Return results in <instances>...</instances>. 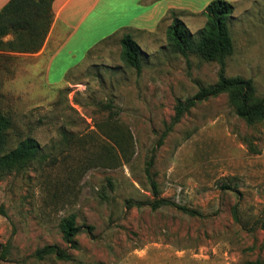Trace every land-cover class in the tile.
<instances>
[{"label": "rangeland", "instance_id": "374dc122", "mask_svg": "<svg viewBox=\"0 0 264 264\" xmlns=\"http://www.w3.org/2000/svg\"><path fill=\"white\" fill-rule=\"evenodd\" d=\"M225 1L235 47L226 76L252 79L262 97L264 0ZM179 18L194 37L206 24L203 15ZM152 24L125 31L143 50L140 73L122 59L121 37L64 51L51 85L39 70L3 71L19 74L0 84V110L13 118L9 148L32 137L40 151L0 176V264H264V121L246 123L221 94L174 124L178 103L216 84L221 66L173 53L172 21ZM151 158L159 197L194 215L152 209ZM71 215L81 227L76 250L61 229ZM47 245L71 260L37 259Z\"/></svg>", "mask_w": 264, "mask_h": 264}, {"label": "trees", "instance_id": "16d2710c", "mask_svg": "<svg viewBox=\"0 0 264 264\" xmlns=\"http://www.w3.org/2000/svg\"><path fill=\"white\" fill-rule=\"evenodd\" d=\"M54 0H10L0 11V45L4 44L3 36L13 32L16 36L18 52L36 53L44 44L54 19L52 10ZM234 12V6L225 0H213L208 4L202 15L206 18L205 26L199 31L197 37L193 36L189 27L173 13V20L166 31L167 42L173 53L188 56L189 53L196 54L207 62H218L220 64L219 79L216 84L201 87L199 92L184 102H179L176 107L174 124L178 123L184 113L196 104L227 94L229 103L236 115L246 123L253 125L264 121V96L257 94L252 79H245L240 76L227 77L225 72V61L234 53V40L229 27L230 18ZM122 48V59L124 62L136 69L139 73L143 68V50L133 39L130 33H125L119 41ZM15 47V46H14ZM6 50V49H0ZM92 52L89 51V54ZM111 108V105H109ZM13 128V118L0 110V176L13 173L27 162L32 161L40 151V144L32 137H26L19 141L14 148H9V131ZM114 144L119 142L116 135L108 134ZM154 159L147 162L146 174L151 185L155 199L151 203L152 209L156 210L165 205L175 206L177 209L195 214V211L186 207H178L171 201L160 198L158 183L155 180L152 168ZM0 214L7 216L6 210L0 206ZM237 218L236 210L234 211ZM261 228L264 229V220L261 221ZM63 239L68 249L78 248L76 238L81 227L76 225V216L63 220L61 224ZM5 252L2 253L4 257ZM54 256L59 260H71V254L67 249L56 245H47L36 251L35 257L42 260ZM255 264H260L256 262Z\"/></svg>", "mask_w": 264, "mask_h": 264}, {"label": "crops", "instance_id": "0c3cea01", "mask_svg": "<svg viewBox=\"0 0 264 264\" xmlns=\"http://www.w3.org/2000/svg\"><path fill=\"white\" fill-rule=\"evenodd\" d=\"M10 0H0V11ZM213 0H54V19L40 50L22 53L14 42L16 36L9 32L0 45V84L19 76L4 74L6 70L28 69L43 73L42 81L51 85L52 65L67 49H94L107 38L121 37L128 29L137 31L146 23L172 21L173 13L195 17ZM120 38V40H121ZM119 40V41H120ZM15 46V47H14ZM24 62L30 66L19 67ZM18 63V66L15 64ZM14 64V65H13ZM13 65V66H12ZM38 76V75H37ZM30 79L29 77H25ZM30 84V82H27Z\"/></svg>", "mask_w": 264, "mask_h": 264}, {"label": "snow or ice", "instance_id": "6c2138e0", "mask_svg": "<svg viewBox=\"0 0 264 264\" xmlns=\"http://www.w3.org/2000/svg\"><path fill=\"white\" fill-rule=\"evenodd\" d=\"M110 2H113V0H110Z\"/></svg>", "mask_w": 264, "mask_h": 264}]
</instances>
